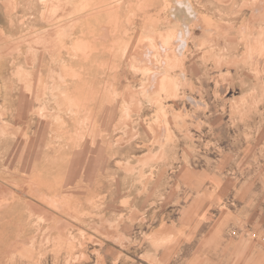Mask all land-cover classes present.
Here are the masks:
<instances>
[{
    "label": "rangeland",
    "instance_id": "1",
    "mask_svg": "<svg viewBox=\"0 0 264 264\" xmlns=\"http://www.w3.org/2000/svg\"><path fill=\"white\" fill-rule=\"evenodd\" d=\"M0 264H264V0H0Z\"/></svg>",
    "mask_w": 264,
    "mask_h": 264
},
{
    "label": "bare ground",
    "instance_id": "2",
    "mask_svg": "<svg viewBox=\"0 0 264 264\" xmlns=\"http://www.w3.org/2000/svg\"><path fill=\"white\" fill-rule=\"evenodd\" d=\"M184 43V42H183Z\"/></svg>",
    "mask_w": 264,
    "mask_h": 264
}]
</instances>
